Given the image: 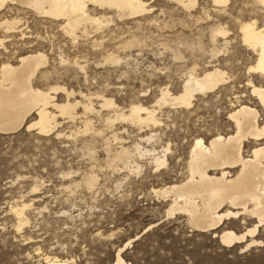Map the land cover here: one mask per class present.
<instances>
[{
    "label": "rangeland",
    "instance_id": "1",
    "mask_svg": "<svg viewBox=\"0 0 264 264\" xmlns=\"http://www.w3.org/2000/svg\"><path fill=\"white\" fill-rule=\"evenodd\" d=\"M253 1L229 0L227 9L240 19L252 14L260 25L264 13L251 7H255ZM211 5L210 0H196L193 8L186 9L169 0H156L149 3L152 11L145 20L113 16L96 33L86 25L89 38L80 36L77 44H70L55 22L29 11L18 13L24 35L14 33L15 37L8 38L7 51L0 50V63L15 64L20 55L42 51L47 63L32 78V86L42 90L61 86L73 91L72 97L78 101L82 100L79 93L90 96L97 114H88L94 131L85 133L80 107L76 119L57 118L58 124L46 135L24 126L13 133H0V264H34L41 254L67 259L69 264H111L124 245L121 256L128 264H264V226L256 237L260 246H225L214 233L226 228L238 233L253 220L240 217L212 231H196L185 215L166 216L170 197L153 192V188L185 177L180 164L194 138L207 143L216 133L231 131L227 110L234 97L248 95L243 80L253 55L244 50L237 23L231 16L213 13ZM0 13V17L15 18V6L8 5ZM205 13L210 16L207 22L203 21ZM197 17L199 21H195ZM208 25H224L230 33L212 44ZM0 32L1 36L2 28ZM223 40L227 41L224 45ZM213 48L222 51L213 56ZM108 53L120 58L119 62H107ZM217 64L228 77L218 91L195 94L189 106L156 104L160 90L165 88L172 96L182 90L186 71L192 66L199 75L206 65ZM98 94L111 98L118 106L114 109L125 114L131 104L155 105L160 123L137 125L123 119L108 123L106 118L113 120L115 111L100 108ZM53 95L56 102L66 99L62 91ZM35 119L34 114L29 115L24 125ZM147 137H151L149 141ZM136 144L150 151L138 156L134 154ZM166 147L168 162L157 171L153 156H161ZM120 148L129 151L130 159L112 160ZM90 175L95 176L91 189L85 184ZM23 201L31 204L25 211L28 224L18 230L10 207Z\"/></svg>",
    "mask_w": 264,
    "mask_h": 264
},
{
    "label": "bare ground",
    "instance_id": "2",
    "mask_svg": "<svg viewBox=\"0 0 264 264\" xmlns=\"http://www.w3.org/2000/svg\"><path fill=\"white\" fill-rule=\"evenodd\" d=\"M154 1L156 0H150V2L146 0H0V12L8 5L15 6V18L9 17L10 19H8L1 15L3 18L0 19V28H2L3 33L0 36V50L7 51L5 43L9 41V37H15L14 33H19L23 37L24 33L22 31L24 29L20 28L19 12L29 11L38 15V17L51 21L50 23L55 22L59 30L69 37L72 42L70 44H77L76 42L80 36L89 38L86 25L94 28L96 33L99 30L101 32V29L112 21L113 16L118 20L122 18H140L145 20V15L152 11L149 3ZM169 1L186 9L193 8L196 4V0ZM210 1L213 13L221 16H231L229 18H232L237 23V35H239L240 41L245 47L244 50L250 51L253 55V61L245 66L246 78L243 80V88L248 91L246 93L248 95H242L241 99L234 97L235 101L231 102V108L229 111L227 110L226 119L230 124L231 131L227 134L225 133L226 135H222V133L213 134L214 136L210 137L207 143L203 142L200 137L194 138L189 150H187V156L185 159L181 158L183 161L180 165L185 169V177L177 182L165 184L157 190L153 188V192L162 198L170 197L166 216L185 215L188 223L196 231H212L226 221L232 222V220L240 217H249L250 221L253 220L252 224L250 226L247 225L242 231L236 233L233 229L226 228L220 233H214L213 235L225 246L243 243L245 248H249L261 245V240L256 237L259 229L264 226V22L259 25L257 23L258 18L252 17V14L246 19H240L237 15L232 16L227 9L228 3H230L229 0ZM253 3L255 7L251 6L252 8L264 13V0H254ZM237 11L239 12L240 10ZM257 14L259 15V13ZM209 17L205 13L206 20L203 21L207 22ZM198 19V17L195 18V21ZM223 27L225 26L207 27L209 40L212 44L216 42L217 37L225 38L227 35L228 31L225 30L226 27L225 29ZM201 31L202 29L198 30V32ZM227 41L223 40V45ZM125 42L124 44H126ZM96 44L98 45V42ZM92 45L94 44L92 43ZM221 51L222 49L218 50L216 48L210 50L213 56ZM105 56V60L111 64L118 63L120 60L112 53H108ZM216 62L214 63L216 64ZM46 63L47 57L42 51H31L20 55L17 57L15 64H11L9 61L0 63L1 134L13 133L24 126L26 130L35 129L36 133L46 135L58 124L57 118L76 119L75 111L77 107L82 110L83 121L81 119V123H83L82 127H84L83 132L85 133L92 129L88 114L96 112V108H94L90 96L79 93L82 100L78 101L72 97L73 91H66L61 86L51 85L46 90L32 86V78L40 69L45 67ZM73 63L83 70L84 67L78 64L77 60H74ZM194 69L195 67L193 68L192 66L189 71L187 70L188 72L186 71L187 75L185 81H183L182 90L177 94L172 96L165 88L160 90V97H158L156 104L158 106L163 104L189 106L195 94L204 96L206 93L218 91L220 87H223L228 82V77L223 71L225 68H220L218 64L213 66L206 65V68L199 75H197L198 72L194 73ZM57 91L66 93V99L63 102L54 100V95L52 96V94ZM70 97L73 100H69ZM98 97L101 101L100 108H111L115 111L113 120L110 117L106 118L108 123L117 119H123L122 121L130 120V122L137 125L150 124L158 126L160 123L153 108L156 107L155 105L149 108L138 103L131 104L128 114H125L121 110L114 109L118 106L115 107L111 98H106L101 94H98ZM251 98L254 100L253 102H251ZM31 114H34L36 119L24 125L25 119ZM110 125L112 126V124ZM113 138L116 139V136H113ZM150 138L147 137L146 140L149 141ZM120 149L116 152L113 151L112 160L124 161L130 159L129 151L123 148ZM149 151L139 144L134 147V154L138 156H142ZM167 151L168 147L164 149L161 156H153V164L156 169L166 166L168 156L166 157L165 153ZM179 151L182 150L180 149ZM134 166L136 169L138 168L137 165ZM93 176H87V179H85L86 183H84L87 188L90 187L91 189L95 179V176ZM29 204L23 201L10 207V211L17 219L16 228L18 230L28 224L25 211L30 207L31 204ZM239 237H242V239H237ZM225 241H231V243L227 244ZM124 250L125 245L117 249L114 261L111 264H128L121 256V252ZM34 264H69V262L67 259H58L54 255L41 254L39 260Z\"/></svg>",
    "mask_w": 264,
    "mask_h": 264
},
{
    "label": "snow or ice",
    "instance_id": "3",
    "mask_svg": "<svg viewBox=\"0 0 264 264\" xmlns=\"http://www.w3.org/2000/svg\"><path fill=\"white\" fill-rule=\"evenodd\" d=\"M229 235H231V234H229ZM237 239H242V237H239V238H237ZM225 243L230 244L231 241H225Z\"/></svg>",
    "mask_w": 264,
    "mask_h": 264
}]
</instances>
